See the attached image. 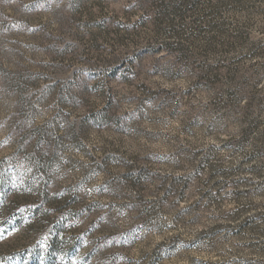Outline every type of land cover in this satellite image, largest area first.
I'll return each mask as SVG.
<instances>
[{"label":"rangeland","instance_id":"rangeland-1","mask_svg":"<svg viewBox=\"0 0 264 264\" xmlns=\"http://www.w3.org/2000/svg\"><path fill=\"white\" fill-rule=\"evenodd\" d=\"M0 264H264V0H0Z\"/></svg>","mask_w":264,"mask_h":264}]
</instances>
